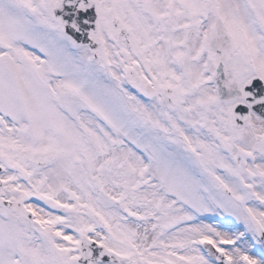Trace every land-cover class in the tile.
Here are the masks:
<instances>
[{
  "label": "snow or ice",
  "instance_id": "6c2138e0",
  "mask_svg": "<svg viewBox=\"0 0 264 264\" xmlns=\"http://www.w3.org/2000/svg\"><path fill=\"white\" fill-rule=\"evenodd\" d=\"M0 170V264H264V0H0Z\"/></svg>",
  "mask_w": 264,
  "mask_h": 264
},
{
  "label": "rangeland",
  "instance_id": "374dc122",
  "mask_svg": "<svg viewBox=\"0 0 264 264\" xmlns=\"http://www.w3.org/2000/svg\"><path fill=\"white\" fill-rule=\"evenodd\" d=\"M2 171V170H1ZM202 219L205 220V222H213V223H221L222 225H225L226 226V230H230L231 226L228 225L227 223H224L221 218L217 217L216 220H211V217L209 214H206L205 217H202ZM255 251V250H254Z\"/></svg>",
  "mask_w": 264,
  "mask_h": 264
},
{
  "label": "bare ground",
  "instance_id": "6f19581e",
  "mask_svg": "<svg viewBox=\"0 0 264 264\" xmlns=\"http://www.w3.org/2000/svg\"><path fill=\"white\" fill-rule=\"evenodd\" d=\"M223 226V230H226L225 228H226V226L225 225H222ZM230 247V246H229Z\"/></svg>",
  "mask_w": 264,
  "mask_h": 264
}]
</instances>
